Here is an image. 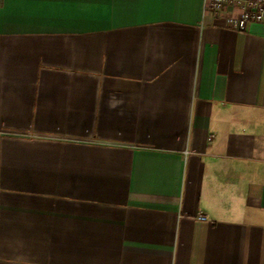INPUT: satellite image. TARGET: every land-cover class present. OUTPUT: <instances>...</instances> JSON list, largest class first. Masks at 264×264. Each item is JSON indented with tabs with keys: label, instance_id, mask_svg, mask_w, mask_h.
Segmentation results:
<instances>
[{
	"label": "crops",
	"instance_id": "0c3cea01",
	"mask_svg": "<svg viewBox=\"0 0 264 264\" xmlns=\"http://www.w3.org/2000/svg\"><path fill=\"white\" fill-rule=\"evenodd\" d=\"M205 3L0 0V264H264V19Z\"/></svg>",
	"mask_w": 264,
	"mask_h": 264
},
{
	"label": "built area",
	"instance_id": "2783aa9c",
	"mask_svg": "<svg viewBox=\"0 0 264 264\" xmlns=\"http://www.w3.org/2000/svg\"><path fill=\"white\" fill-rule=\"evenodd\" d=\"M239 5L242 13L239 16L226 14V23L233 29H246L251 22H260L264 19V0H206L208 11H225L228 6ZM201 219H207L205 214L199 215Z\"/></svg>",
	"mask_w": 264,
	"mask_h": 264
}]
</instances>
